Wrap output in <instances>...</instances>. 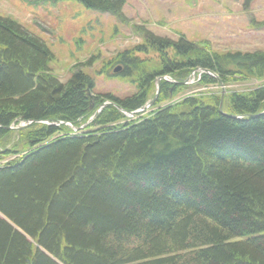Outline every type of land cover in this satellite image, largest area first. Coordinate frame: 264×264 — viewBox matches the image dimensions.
<instances>
[{"label":"trees","instance_id":"trees-1","mask_svg":"<svg viewBox=\"0 0 264 264\" xmlns=\"http://www.w3.org/2000/svg\"><path fill=\"white\" fill-rule=\"evenodd\" d=\"M77 1L126 20V0ZM132 30L96 70L136 87L118 96L80 66L61 81L51 48L0 14V264H264V82L182 93L264 80V51Z\"/></svg>","mask_w":264,"mask_h":264},{"label":"rangeland","instance_id":"rangeland-1","mask_svg":"<svg viewBox=\"0 0 264 264\" xmlns=\"http://www.w3.org/2000/svg\"><path fill=\"white\" fill-rule=\"evenodd\" d=\"M122 11L125 22L110 13L86 8L77 0H0V14L16 19L51 48V68L61 81L69 78L70 69L80 66L94 76L96 91L118 96L132 94L136 87L99 75L96 70L104 58L140 42L133 25H144L157 35L173 39L183 34L192 42H208L218 51H264V0H126ZM92 55L98 57L85 65ZM200 74L202 71L193 73L187 83L196 85ZM263 82L257 78L232 80L224 86L218 83L182 93L214 91L225 96L231 91L247 92ZM88 124H68L73 130L68 132L83 133Z\"/></svg>","mask_w":264,"mask_h":264},{"label":"water","instance_id":"water-1","mask_svg":"<svg viewBox=\"0 0 264 264\" xmlns=\"http://www.w3.org/2000/svg\"><path fill=\"white\" fill-rule=\"evenodd\" d=\"M120 68H116L115 69V72H117ZM159 83H158V91H157V94L159 93ZM155 102V99H153L150 104H153ZM220 110L223 111V101H221V104H220ZM5 218L7 221H9L6 217H3ZM10 222V221H9ZM11 224H13L12 222H10ZM14 227H16L17 229H19L16 225L13 224ZM20 230V229H19Z\"/></svg>","mask_w":264,"mask_h":264},{"label":"bare ground","instance_id":"bare-ground-1","mask_svg":"<svg viewBox=\"0 0 264 264\" xmlns=\"http://www.w3.org/2000/svg\"><path fill=\"white\" fill-rule=\"evenodd\" d=\"M200 71L204 72L203 70H200ZM164 79H165V78H164ZM188 79H189V78H188ZM168 80H170V81H171L172 79H169V78H168ZM160 81H161V78H160V79H158V82H157V84H158V83L160 84ZM196 82H197V81H196ZM185 83H186V84H188V83H187V80L185 81ZM223 86H224V85H223ZM157 89H158V86H157ZM159 89H160V86H159ZM223 96H224V95H223ZM108 103H109V102H107L106 104H108ZM99 111H100V109H99V110H97V111L94 113V115H93V116H95V115H96V114H97ZM93 116H92V117H93ZM92 120H93V119H92ZM92 120H90V121H92ZM90 121H89V122H90ZM68 124H69V125H72V124H70V123H68ZM68 124H67V125H68Z\"/></svg>","mask_w":264,"mask_h":264}]
</instances>
